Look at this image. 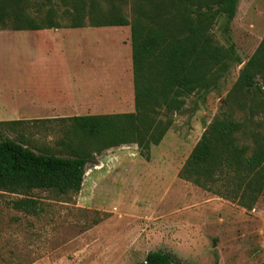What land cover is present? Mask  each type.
Returning <instances> with one entry per match:
<instances>
[{"label":"rangeland","instance_id":"1","mask_svg":"<svg viewBox=\"0 0 264 264\" xmlns=\"http://www.w3.org/2000/svg\"><path fill=\"white\" fill-rule=\"evenodd\" d=\"M25 9L38 22L53 10L59 28L69 25L58 0H29ZM124 12L130 20L128 6ZM112 30L99 28L96 40L82 42L73 32L65 54H81V64L70 62L72 71L89 67L105 87L119 84L123 94L132 86L131 51L117 57L120 46ZM122 30L129 40V27ZM32 32L0 30V140L71 157L60 146L69 118L104 114L34 110L38 90L32 72L38 64ZM211 34L233 49L234 61L215 86L187 97L183 109L169 115L171 125L151 146L149 159L135 144L99 152L87 146L81 189L67 195L33 190L36 214L14 209L18 197L0 191V264H138L151 251L171 254L176 264H264V191L246 210L178 177L204 129L222 113L244 124L240 145H250L253 134L264 135V89L232 92L264 35V0H238L235 16L219 14ZM51 94L55 98V86ZM122 96L121 111L113 114L133 113V100Z\"/></svg>","mask_w":264,"mask_h":264},{"label":"trees","instance_id":"2","mask_svg":"<svg viewBox=\"0 0 264 264\" xmlns=\"http://www.w3.org/2000/svg\"><path fill=\"white\" fill-rule=\"evenodd\" d=\"M58 2L68 29L129 27L134 112L69 118L60 146L71 157L35 153L22 143L0 140V191L18 197L14 209L32 214L38 212L37 201L29 196L33 190L67 195L81 189L87 146L99 152L135 144L149 159L151 146L159 144L171 125L169 115L181 111L187 97L215 86L234 61L233 49L221 46L211 29L219 14L235 16L238 0ZM28 4L0 0V30L61 28L52 21L53 10L38 22L27 13ZM127 6L130 20L124 12ZM255 88L264 89V35L239 70L232 92ZM244 129L231 114H220L204 129L178 177L251 210L264 191V135L253 134L250 145H240ZM138 264H176V259L151 251Z\"/></svg>","mask_w":264,"mask_h":264},{"label":"crops","instance_id":"3","mask_svg":"<svg viewBox=\"0 0 264 264\" xmlns=\"http://www.w3.org/2000/svg\"><path fill=\"white\" fill-rule=\"evenodd\" d=\"M112 30L117 44L120 46L118 58L122 51L128 49L130 43L127 33L124 37L123 27H108ZM99 28L85 27L81 29H45L33 31V41L35 43V58L37 66H34L33 89L38 90L37 95L32 98L34 110L38 113H102L113 114L121 110V96L133 100V89H124L123 94L119 84L111 87L104 86V80L97 77V73L89 67L81 71H72L70 62L76 59L80 64L81 54L72 58L65 54L66 44L71 39V35L80 34V42L86 40H96L93 32ZM120 33H122L120 35ZM262 39V38H261ZM59 43V46L55 45ZM122 46H125L122 48ZM55 47V48H54ZM83 70H86L84 73ZM90 72V73H89ZM55 86V98L52 97V89ZM2 121V120H1Z\"/></svg>","mask_w":264,"mask_h":264}]
</instances>
